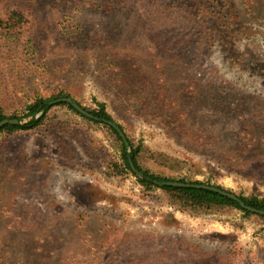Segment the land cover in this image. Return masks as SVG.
<instances>
[{
	"label": "rangeland",
	"instance_id": "rangeland-1",
	"mask_svg": "<svg viewBox=\"0 0 264 264\" xmlns=\"http://www.w3.org/2000/svg\"><path fill=\"white\" fill-rule=\"evenodd\" d=\"M87 1L92 2V8ZM99 1L109 0L42 4V11H35L30 22L35 30L31 29L32 40L25 44L29 54L20 62L10 63L16 54L0 47V102L6 114L21 115L26 101L38 95L53 96L64 88L83 107L92 109L96 100L105 102L136 144L141 142L155 154H167L182 162L179 168L171 169L163 165L161 156L145 159L152 172L264 199L262 15L258 13L259 21L251 23L255 29L239 44L237 61H225L231 53H224L226 48L218 41L214 42L217 45L210 42L204 46V42L203 49H190L188 42L194 39L195 31L177 33L173 29L165 36L156 35L144 30L139 17L109 14ZM236 2L243 9L241 0ZM79 24L87 33L83 42L62 40L70 32L80 34ZM113 26H119V31L104 40ZM161 26L165 27L164 20ZM162 39L170 44L169 52L160 47ZM37 46L45 55L42 59L34 54ZM106 47L120 68L107 73L92 56L80 58ZM177 54L180 63L171 67V57ZM146 76L178 91L179 85L187 92L192 84L197 87L192 90L207 87L221 94L227 90L223 95L229 97L226 106L238 107L239 111L228 120L214 115L191 126L194 134L202 131L215 136L214 142L189 135L175 137L159 121L145 113L138 116L124 103ZM184 93L169 96L180 103ZM154 95H148L149 99L158 96ZM248 124H252L249 138L244 133ZM233 128L237 136L222 139L221 132ZM248 141L254 154L246 151ZM211 143L217 152L232 146L242 150L238 169L198 151L201 147L209 149ZM121 147L105 124L89 121L61 105L55 106L36 130L2 134L0 264H59L70 254L76 256L84 214L92 219L88 226L89 234L94 233L92 239L101 238V227L121 235L120 239L129 237L126 261L139 263L138 259L145 258L154 264H210L207 260L212 259L213 264H264V224L260 218L247 217L238 210L195 216L172 207L162 189H148L132 174L110 176L111 164L122 163Z\"/></svg>",
	"mask_w": 264,
	"mask_h": 264
},
{
	"label": "trees",
	"instance_id": "trees-1",
	"mask_svg": "<svg viewBox=\"0 0 264 264\" xmlns=\"http://www.w3.org/2000/svg\"><path fill=\"white\" fill-rule=\"evenodd\" d=\"M47 1V3H46ZM237 0H109L107 2H101L102 8H105L107 12L114 14H127L132 17H139V21L142 23L145 31L156 32L157 34L162 33L164 36L172 31L176 30L177 33H184L188 31H195L196 34L194 39L190 43V49L202 48L208 45V43L219 42L220 47L226 48L224 53H231L225 61L232 60L237 61L236 55L239 54L238 46L243 39L248 38V33L253 31L255 27L251 23L259 21L257 18L260 13L264 19V0H241L243 9L240 8ZM73 0H61V3L70 4ZM56 0H0V38L2 44L1 49H6L8 52L15 53V59L11 60L10 63H15L17 59H24L29 52L25 44L31 42V29L35 30V25L30 24L35 11H42L43 5H53ZM90 8H92V2H85ZM35 5V6H34ZM165 21V27L161 26V22ZM255 20V21H254ZM32 26V27H31ZM31 27V28H30ZM90 30L94 29L89 27ZM89 30V29H88ZM119 31V26H113L108 29L105 34L106 39H110ZM78 32L76 36H73L70 32L68 35L62 38L66 42L70 43L77 40L87 38V33L83 32V25L79 24ZM186 35V34H185ZM246 37V38H245ZM103 40V42H105ZM204 40L202 43L201 41ZM182 42V41H181ZM41 43V42H39ZM184 44V42H182ZM217 45L216 43H214ZM160 47L165 51H170V44L166 43L163 39L160 42ZM186 45V44H185ZM184 45V46H185ZM180 46V44H179ZM183 46V47H184ZM87 50V49H86ZM36 57H45V55L39 51V48H33ZM92 52L91 55L87 52L80 56L84 59L88 56H92L98 61L100 69L105 72L113 71L114 67L120 68L117 65V61L113 58V53L110 48H104V50L98 52ZM234 53V55H232ZM180 56L177 54L171 57V67L179 65L180 61L177 58ZM239 58V55L237 56ZM41 58V59H42ZM197 55L195 59H198ZM228 60V61H229ZM183 61V60H182ZM235 62L233 65L235 66ZM8 67L12 68L11 64H7ZM122 75V74H120ZM187 77V75H184ZM183 76V77H184ZM140 88H134L131 98L124 100V103L128 105L138 116H149L151 120L159 121L173 136L179 137L183 135H189L194 139L197 137L200 141H211L214 142L215 136H211L208 132L199 131L194 134L191 126L201 124L200 122L209 121L214 115H220L224 119H229L231 115L236 114L239 109L228 108L226 106L227 99L223 97L227 90L223 94L214 92L212 89L192 90L193 86H188V91L179 85V91L176 88H172L166 83L160 84L157 81H152L147 76L140 80ZM120 87V86H119ZM197 88V87H196ZM121 89V87H120ZM206 91V94L202 96V92ZM179 92L182 94L185 92L184 99L178 103L173 100L169 95L171 93ZM155 93L158 94L154 100L149 99L148 95L152 96ZM126 94V93H124ZM148 94V95H147ZM155 96V95H154ZM126 97V96H125ZM62 98H72L76 103L83 107L70 92H67L64 88H61L53 96H36L35 98L26 101L24 105L23 114L19 115L14 112L11 115L6 114L3 108V104L0 102V122L5 119H17L18 124H8L1 131L2 134L12 135L18 131H33L45 124L48 113L57 105L67 106L81 117L95 122L105 124L113 134L116 141L120 142L122 149V163L114 162L111 164L113 172L110 176H122L132 174L136 176L139 182L148 189L158 188L162 189L168 198V203L175 208L182 211H187L195 216H205L212 214H228L232 211L238 210L244 213L245 216H257L260 218L261 223L264 224V216L253 213L247 209H244L239 202L222 195L211 189L197 187V185H209L216 188L225 190L230 193L235 192L225 189L220 185L206 184L199 180H186L166 177L161 174L152 172L147 166H145V159H155L157 157L162 158V163L167 168L176 169L180 167L182 163L180 160L171 157L167 154H155L143 143H135L127 134L129 147L126 146L124 140L120 136L119 132L107 121L117 123L114 116L108 111L107 104L96 100V108H85L92 115L97 117L99 121L90 119L80 114L71 104L69 103H58L53 104L56 100ZM206 110V112H204ZM188 123V124H187ZM118 126L123 129V126L117 123ZM245 128L244 133L248 134V138L251 136V125L248 124ZM190 126V127H188ZM223 134L222 139L225 136H237V129L226 130L221 132ZM212 144V143H211ZM250 141L246 145V151L249 155L254 154V150H250ZM186 146L193 149L189 143ZM209 149L200 148L198 151L201 153H208L212 157L220 160L228 167L238 169L240 165V159L242 150L238 147L225 148L226 150L220 149V152L215 150V147L210 145ZM196 149V148H194ZM216 151V152H215ZM246 155V153L244 154ZM130 159L134 162L137 170L143 175H138L132 168ZM248 170L252 167L249 163ZM158 182H177L188 184L189 186H174V185H158ZM241 200L247 205L264 210V199L258 196H245L236 194ZM91 217L87 214L83 215L80 222V235L81 240L79 243V251L76 256L68 255L66 258L61 259L59 264H154L148 261V259L140 258L139 263L133 261H126V248L130 246L129 237H123L116 235L111 230H106L101 227L100 239H92L94 233L89 234L88 226L90 227ZM88 235V236H85ZM87 237H91L90 240ZM114 237V238H113ZM144 242V241H143ZM142 242V243H143ZM173 244V242H171ZM168 247V246H167ZM208 263L213 264V260H207Z\"/></svg>",
	"mask_w": 264,
	"mask_h": 264
},
{
	"label": "water",
	"instance_id": "water-1",
	"mask_svg": "<svg viewBox=\"0 0 264 264\" xmlns=\"http://www.w3.org/2000/svg\"><path fill=\"white\" fill-rule=\"evenodd\" d=\"M58 103H69L71 104L80 114L90 118V119H94V120H97L99 121V119L97 117H95L94 115H92L90 112H88L85 108H83L82 106H80L78 103H76L72 98H62L60 100H56L53 104H58ZM19 123V120L17 119H5V120H2L0 122V131L8 124H18ZM108 124H110L111 126H113L120 134V136L122 137V139L124 140L125 144L127 147H129V142H128V139H127V136L125 134V132L118 126L117 123L115 122H112V121H107ZM130 163H131V166L133 168V170L140 176H143L136 168L134 162L130 159ZM155 183H157L158 185H174V186H189L188 184H183V183H177V182H158L156 181ZM197 187H201V188H206V189H211L213 191H216L218 193H221L222 195L224 196H227L237 202L240 203V205L244 208V209H247L253 213H256V214H260V215H263L264 216V210H259V209H256V208H253L249 205H247L243 200H241L236 194L234 193H230V192H227L225 190H222V189H219V188H216L214 186H209V185H197Z\"/></svg>",
	"mask_w": 264,
	"mask_h": 264
}]
</instances>
